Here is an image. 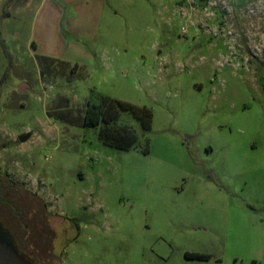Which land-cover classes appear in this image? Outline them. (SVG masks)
<instances>
[{"label":"rangeland","instance_id":"374dc122","mask_svg":"<svg viewBox=\"0 0 264 264\" xmlns=\"http://www.w3.org/2000/svg\"><path fill=\"white\" fill-rule=\"evenodd\" d=\"M49 1L0 23V174L52 264H264V0ZM104 96L151 111L139 146L83 124Z\"/></svg>","mask_w":264,"mask_h":264},{"label":"trees","instance_id":"16d2710c","mask_svg":"<svg viewBox=\"0 0 264 264\" xmlns=\"http://www.w3.org/2000/svg\"><path fill=\"white\" fill-rule=\"evenodd\" d=\"M87 104L83 124L93 128L101 125L97 136L106 146L124 151L139 146L144 139L143 134L150 128L152 113L146 107L105 96L101 97L99 104ZM122 114L138 123L137 130L118 124ZM144 143L142 152L147 154L148 140ZM47 217L43 201L8 176L0 174V223L10 231L18 248L35 264H52L49 243L39 242ZM37 232L42 235L36 238ZM189 256L199 260L210 257L202 253H189Z\"/></svg>","mask_w":264,"mask_h":264},{"label":"crops","instance_id":"0c3cea01","mask_svg":"<svg viewBox=\"0 0 264 264\" xmlns=\"http://www.w3.org/2000/svg\"><path fill=\"white\" fill-rule=\"evenodd\" d=\"M32 4L34 6L31 8ZM51 5L54 6L49 0H0V23L5 31L8 32L9 30L8 33H10L12 37H16L19 34L20 26H17L13 22L19 23L20 20L23 19V15H28L30 27L31 30H33L35 29V23L42 9L46 11L47 17L49 11H53ZM19 24H21V22ZM51 24L53 27V17ZM30 43L34 48H37L36 42L32 40V38L30 39Z\"/></svg>","mask_w":264,"mask_h":264},{"label":"water","instance_id":"95a60500","mask_svg":"<svg viewBox=\"0 0 264 264\" xmlns=\"http://www.w3.org/2000/svg\"><path fill=\"white\" fill-rule=\"evenodd\" d=\"M29 137L30 133L22 134L18 137V141L23 143L27 141ZM1 235V238L6 243H3L4 245H2V243L0 244V264H33L16 250L9 236L5 235L3 232H1Z\"/></svg>","mask_w":264,"mask_h":264},{"label":"flooded vegetation","instance_id":"af4514ba","mask_svg":"<svg viewBox=\"0 0 264 264\" xmlns=\"http://www.w3.org/2000/svg\"><path fill=\"white\" fill-rule=\"evenodd\" d=\"M199 1H201V0H199ZM46 211H47V206H46ZM47 213H48V211H47ZM50 216H51V215L48 213L47 221L50 220V218H51ZM0 231L3 232L5 235L9 236V238L11 239L12 243L14 244L16 250H17L21 255L25 256L27 259H29V260L31 261V259L29 258V256L25 255V254L21 251V249L18 248V246H17V244H16V241H15L14 237L12 236V234L10 233V231H9L6 227H4V225H2L1 223H0ZM1 232H0V244L2 243V245H4L3 243H6V242L3 241V239L1 238V237H2ZM207 255H208V254H207ZM209 256H210V255H209ZM183 257H184L185 259H187V260H193V259H194V258H192V257L189 256V252H184V253H183ZM209 258H210V257H209ZM209 258L200 259V260H208ZM196 260H199V259H196ZM31 262H32V261H31ZM32 263H33V262H32ZM33 264H35V263H33Z\"/></svg>","mask_w":264,"mask_h":264}]
</instances>
